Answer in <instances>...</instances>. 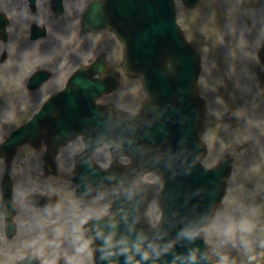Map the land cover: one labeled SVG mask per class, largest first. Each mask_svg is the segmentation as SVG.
<instances>
[{
    "label": "rangeland",
    "instance_id": "374dc122",
    "mask_svg": "<svg viewBox=\"0 0 264 264\" xmlns=\"http://www.w3.org/2000/svg\"><path fill=\"white\" fill-rule=\"evenodd\" d=\"M75 3L76 0L67 5L70 7ZM202 9L204 12L200 8L187 11L178 4L177 21L186 39L200 50L203 69L208 73L207 89L209 85H212L213 78L219 71L225 74L229 69H233L234 81L248 93L252 88L251 81L257 62V50L261 45L259 35L264 34V0H203ZM36 10L42 9L36 5ZM0 12L7 15L9 19L10 38L7 43L0 40V55L2 52L5 53L4 57L0 56V139H4L12 128L23 123L30 111L39 105V94L29 96L26 91L21 93L19 86L22 74L29 67L37 66L38 59L49 65H58L65 55L61 48L63 34L58 27H54L51 31L48 30L49 39L40 41L33 52L28 51L29 44L25 40H19L20 36H25L27 24L31 18H36L38 14V12L30 13L25 0H0ZM109 49L111 53L118 52L120 62L122 50L114 38L110 41ZM144 99L145 95L139 80L122 76L118 90L104 97L100 103H110L121 110L136 113ZM219 101L221 102H214L210 105L214 116H218V112L226 109V98ZM242 102H248V99ZM231 125L232 127L235 125L237 131H243L242 140L246 139L254 144L250 160L253 167L246 166L249 162L241 164L237 162L234 165L225 199L216 210L204 233V238L209 246L211 257L220 264H263L264 246L261 248L260 246L264 245V240L259 245L254 230L258 237L262 236L261 224L264 225V208H262L264 202V104L259 106V103H245L243 108L236 109L234 112ZM217 137L207 139L209 154L203 162L206 166L218 161L225 147L231 151L235 146L231 133L224 138ZM20 153H24V150ZM239 153L238 157L241 156ZM243 153L248 155L246 151ZM98 157L99 161H106L107 152L99 154ZM20 158L21 155L16 157L14 163L9 166V170L13 172V181L19 184L18 189L24 190V181L31 176L23 173L15 165ZM5 169L0 161V171ZM253 176L254 179L258 178L257 181L252 180ZM256 192L261 194H256ZM251 201L261 204L256 208V211L260 213L257 219L253 216ZM96 208L99 209L98 204ZM148 215L151 224H156L159 212L155 202L151 204ZM40 227L41 225H38V231ZM62 251L64 255H67L68 250L65 247ZM85 262L87 264L86 260ZM0 264H5L1 255Z\"/></svg>",
    "mask_w": 264,
    "mask_h": 264
},
{
    "label": "water",
    "instance_id": "95a60500",
    "mask_svg": "<svg viewBox=\"0 0 264 264\" xmlns=\"http://www.w3.org/2000/svg\"><path fill=\"white\" fill-rule=\"evenodd\" d=\"M185 1L189 0H183ZM171 2V0H155V5L152 7L156 9V17L147 20L148 24L152 23L153 29L144 32L143 43L141 45L138 43L133 51L130 39L128 41L125 39L128 31L120 29L126 48L124 69L128 74L142 75L143 84L150 98L145 107L146 112L149 109V116L147 117L145 111L143 116L123 118L127 120L120 119L122 117H116L111 113L103 115L108 119L101 123L106 130L103 133L98 131L97 137H108L115 145L120 144L121 150L133 148L129 150L136 153L138 157L146 161L151 159L155 164L153 168L163 174L161 177L162 206H166L173 199L175 202L188 200L191 204L199 201L204 208H208L217 197V200L219 199L222 193L224 175L220 189V183L216 184L214 180L208 182L211 175L200 171L194 158L186 157V152L182 151L184 143L189 142L192 128L193 139L195 133L197 135L203 109L193 87L196 72L194 75L190 71L180 72L182 65L177 71V65L184 61L183 57H181V63L173 57L170 59L174 52L184 54L187 47L173 26L174 13ZM159 11H163L164 14ZM130 53L133 55L132 62ZM140 68H142L141 71ZM63 102L69 106V116L74 117L76 114L81 116L82 108L78 95L70 96L67 100L64 97ZM195 113L196 117H194ZM92 122L94 123L95 120ZM136 142L139 143L135 144ZM159 149L165 157L159 155ZM145 166L148 167L147 164ZM131 192L133 190L126 185L121 191L126 195H130ZM144 193L147 192L144 191ZM138 196L141 200L143 199V195L138 194ZM115 240L119 242L120 238L116 237ZM146 255L148 257L143 250L138 249V253L136 251L133 255L134 258L127 259L123 264L158 263V261L153 262L157 257L156 252Z\"/></svg>",
    "mask_w": 264,
    "mask_h": 264
}]
</instances>
